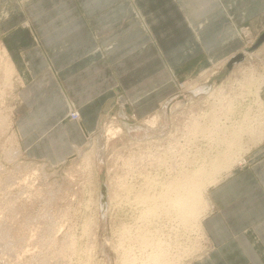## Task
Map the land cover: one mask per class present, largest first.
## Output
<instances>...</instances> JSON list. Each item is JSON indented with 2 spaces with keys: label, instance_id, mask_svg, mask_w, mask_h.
<instances>
[{
  "label": "crops",
  "instance_id": "0c3cea01",
  "mask_svg": "<svg viewBox=\"0 0 264 264\" xmlns=\"http://www.w3.org/2000/svg\"><path fill=\"white\" fill-rule=\"evenodd\" d=\"M243 27L264 33V0H0V42L22 78V150L66 162L108 104L152 114L179 80L242 53ZM241 156L209 187L207 248L185 264H264V140Z\"/></svg>",
  "mask_w": 264,
  "mask_h": 264
},
{
  "label": "rangeland",
  "instance_id": "374dc122",
  "mask_svg": "<svg viewBox=\"0 0 264 264\" xmlns=\"http://www.w3.org/2000/svg\"><path fill=\"white\" fill-rule=\"evenodd\" d=\"M246 29L248 27L241 28V33ZM247 33L246 37L242 34L246 46L240 62H235L228 68V60L221 61L190 78L179 80L176 91L163 100L152 114L142 119L121 116L117 107L112 111L111 107L108 108L97 131L88 136L85 143L66 162L58 165L31 159L21 148L14 117L22 78L18 70L8 71V55L0 42V164L4 168H0V229L5 228L8 233L6 238L11 236V242H14L13 248L0 250V264H121L118 262L124 256L121 255L124 254L122 251L125 249L126 252L130 248V260L140 263L144 258L142 260L147 263L146 258H151L149 253H153L150 248L152 244L147 247L139 244L138 240L145 231L146 238L150 236L156 242L158 240L163 243L159 242L167 253L165 257L171 259L170 262L185 264L201 255L207 248V243L194 222L185 227L179 224L172 212H157L156 214L160 213L159 217L150 216V220H142L140 214H144L142 209L144 205L146 207V203H115L111 200L107 203L105 200L106 206L102 210L99 205L101 186L106 185L107 199L110 189L115 188L116 183L139 184L142 180L139 176L140 169L151 171L152 177L156 179L158 176L160 181H167L175 174L185 172L184 170L197 169L215 153V147L220 143L218 137L223 136V127L228 131L233 126L236 127L245 110L249 109L248 119H256L262 114L260 107L254 104L255 92L248 87L247 90L246 86L260 75L264 76V40L257 44L259 38H253L249 29ZM199 88L204 90L192 92ZM209 89L212 92L217 90V99L212 94H207ZM259 97L263 104L264 84L260 87ZM216 104L220 106L219 110ZM221 104L225 106L222 107ZM224 107L227 110L222 111ZM74 111H70V119ZM207 114L210 116L207 117ZM254 122L248 123L253 127L251 132L264 130L261 117L258 123ZM215 125L222 128L219 129L220 132ZM245 133L243 140L250 142V134ZM252 145L254 146L251 144L249 148ZM237 151L238 156L233 157L232 166L238 163L241 153H246L248 149L244 147ZM149 154L156 155L159 161H155L156 158ZM221 173L223 176L227 172ZM208 189L207 186L203 192L204 198L207 197ZM112 209H116L115 214ZM89 219L92 222L89 226H84ZM124 223L130 225L132 231L126 235L127 241L124 239L125 243L120 245V239L126 237L117 230ZM124 246L126 248H122ZM130 262L134 261L127 264ZM145 262L142 264H146Z\"/></svg>",
  "mask_w": 264,
  "mask_h": 264
},
{
  "label": "bare ground",
  "instance_id": "6f19581e",
  "mask_svg": "<svg viewBox=\"0 0 264 264\" xmlns=\"http://www.w3.org/2000/svg\"><path fill=\"white\" fill-rule=\"evenodd\" d=\"M2 48L4 49V46L3 44L1 45ZM0 46V47H1ZM5 50V49H4ZM4 53V51H3ZM6 53V51H5ZM7 57V69L8 71L12 70V71H17L15 65L13 64V62L11 60H9V57ZM254 70V69H253ZM16 73V72H15ZM252 79V78H251ZM243 81V80H242ZM251 81V80H250ZM249 83V82H248ZM250 85L246 86V89L248 87V89L252 92H255L254 93V97H255V105L257 104L260 109L262 110V114L260 113L258 116V118L256 117V119H252V118H249L248 119V112H249V109L248 110H245L242 112V117L241 120L239 121V123L236 124V127L233 126V128L229 129V131L223 127L222 128H217L216 124L215 127L218 129H222L223 130V136L222 137H218L220 138V143L218 144L219 146L215 147L216 148V151L215 153L209 157L207 159V161H203L202 164L197 168V169H193V170H190V171H186L184 170L185 172H182L181 174L177 173L175 174L172 178L170 179H167V181H160L158 180V176H156V179L152 177V172L151 171H139V176L140 178L142 179L141 182L139 184H136L135 182H131V183H123V182H120L119 184L116 183L115 184V188H111L110 191H109V194H108V198L106 199L107 200V203L108 201H115V203H122V202H138L140 204H145L146 203V207L144 205V208H140L143 210L144 214H140V216L143 217L142 220H146L145 218H149L150 216H157L159 217V214H156L157 212H166V213H170L172 212V215L175 216V218H177L179 220V224L183 225V226H190L191 223H195L197 225V227L200 229V231L202 232V229H201V220L203 218V216L206 214V212L208 211V208H209V202H208V198H204V190H206V187H210L214 184H216L218 181H220L222 179L223 176H221L220 174H222L221 172L222 171H225V172H228L229 170H231V168L233 167L232 166V161H233V157H236L238 156V152L240 151H237V149H242L244 147H246L248 150H249V146L251 144H254V145H257V144H260L259 142L261 140L264 139V130L263 129H257L256 132H251L253 131L252 128L253 127H250L248 125L249 122H256L258 123L257 121L260 120V117L262 118V121L264 122V106L263 104L261 103V99L259 97V93H260V87L261 85L264 84V76L263 75H260L257 79L255 78L254 81L250 82L249 83ZM254 86V87H253ZM242 87V86H240ZM244 88V86H243ZM234 89V88H233ZM247 89V90H248ZM203 89H198V90H193L192 92H200V91H203ZM220 90V88L218 89V91ZM217 91V90H216ZM216 91L212 92V89H209L207 92V94H212L215 98L216 96L218 95L216 93ZM226 92V91H225ZM235 92V91H234ZM219 93V92H218ZM247 93V92H246ZM237 95V94H236ZM235 95V97H236ZM244 95V94H243ZM242 95V96H243ZM240 96V95H239ZM211 97V96H210ZM228 97V96H227ZM234 97V96H233ZM234 97V98H235ZM215 98L213 101H215ZM224 98V97H223ZM217 99V98H216ZM226 99V98H225ZM112 101V100H111ZM219 101V100H218ZM252 101V100H251ZM222 102V101H221ZM229 102V101H228ZM231 102V100H230ZM224 103V102H222ZM232 103V102H231ZM212 105H214V103H211ZM228 104V103H227ZM253 104V103H252ZM224 105V104H223ZM223 105L221 104V106L223 107ZM216 106L218 107V105L216 104ZM225 106V105H224ZM211 107V105H210ZM214 108H217L215 106H213ZM220 107V106H219ZM218 107V110L220 109ZM225 109H221L222 111H225L227 110L226 107H224ZM228 109L230 108L229 106L227 107ZM220 110V111H221ZM230 110V109H229ZM213 111V110H212ZM217 111V110H215ZM220 111H217V112H220ZM221 111V112H222ZM259 111V109H258ZM210 113H212L210 110H209ZM216 112V113H217ZM230 112V111H228ZM227 112V113H228ZM214 113V112H213ZM223 113V112H222ZM226 113V115H227ZM232 113V112H231ZM208 115L210 116V114H207V117ZM215 115V114H214ZM219 116V115H218ZM229 116V115H227ZM155 117V116H154ZM219 117H222V116H219ZM211 118V117H210ZM209 118V119H210ZM229 118V117H227ZM156 119V118H155ZM216 119V117H215ZM199 120V119H198ZM220 120V119H219ZM200 121V120H199ZM212 121V120H211ZM218 121V120H216ZM204 122V121H203ZM214 121H212L213 123ZM254 122V123H255ZM216 123V122H214ZM211 124V123H210ZM196 125H199V124H196ZM201 125V124H200ZM211 125H214V124H211ZM223 125V124H222ZM253 125V124H252ZM203 126V125H201ZM206 126V125H205ZM261 126H262V123H261ZM115 127V126H113ZM258 127V126H257ZM118 128V127H117ZM198 128V127H197ZM203 128V127H202ZM215 128V130H216ZM189 130V129H188ZM196 130V129H195ZM208 130V129H207ZM210 130H212V128H210ZM227 130V131H226ZM113 131V130H112ZM110 131V132H112ZM203 131L205 132V130L203 129ZM249 133L250 136H251V139L250 142L248 141H244L243 140V133ZM255 131V130H254ZM116 132V131H114ZM194 132V131H193ZM208 132V131H207ZM214 132H217V131H214ZM220 132V131H219ZM227 132V133H226ZM245 133V134H246ZM206 133H204L205 135ZM210 134V133H209ZM114 135V134H112ZM203 136V134L201 135ZM208 136V135H206ZM205 136V137H206ZM197 137V136H196ZM194 137V138H196ZM213 137V136H212ZM211 141V140H210ZM214 142V141H213ZM211 146V145H210ZM253 146V145H252ZM253 148V147H252ZM245 153V151H244ZM196 154V153H195ZM151 155L152 157L154 156L155 161H159L158 160V157H155L156 155H153V154H149ZM189 155V154H188ZM88 156V155H87ZM143 156V155H142ZM149 156V157H151ZM145 157V156H144ZM143 158V157H142ZM182 158V157H181ZM195 158V157H194ZM145 160L147 158H144ZM150 158H148L149 160ZM180 159V158H179ZM193 159V158H192ZM134 160V159H132ZM131 160V161H132ZM1 161V160H0ZM136 161V159H135ZM138 161H141L138 159ZM147 161V160H146ZM151 161V160H150ZM129 162V161H128ZM166 162V161H165ZM175 162V161H174ZM243 162V158L242 156H240L239 160H238V163H242ZM130 163V162H129ZM136 163V162H135ZM133 163V165L135 164ZM143 163V162H142ZM150 163V162H149ZM157 163V162H156ZM128 164V163H127ZM127 164H125V166L127 167ZM131 164V163H130ZM140 164V163H139ZM159 164V163H157ZM173 164H176V163H173ZM172 164V165H173ZM190 164V163H189ZM141 165V164H140ZM147 165V164H146ZM152 165V163L150 164ZM241 165V164H240ZM22 166V165H21ZM136 166V164L134 165ZM139 166V165H137ZM143 166V165H142ZM160 166V165H159ZM158 166V167H159ZM175 166V165H174ZM173 166V167H174ZM125 167V168H126ZM129 167V166H128ZM144 167V166H143ZM146 167V166H145ZM171 167V166H170ZM0 168L1 170H3V166L0 164ZM133 168V167H132ZM183 168V167H182ZM134 169V168H133ZM137 169V168H136ZM144 169V168H143ZM168 169V168H167ZM125 170V169H124ZM127 170V169H126ZM138 170V169H137ZM173 170V169H172ZM128 171V170H127ZM132 171V169L130 168V172ZM2 173V172H1ZM136 173V172H135ZM126 174V173H125ZM170 174V173H169ZM179 175V176H178ZM138 176V175H137ZM3 177V176H2ZM135 178V177H134ZM11 179V178H10ZM122 181V180H121ZM116 182V181H115ZM111 183V182H110ZM118 184V186H116ZM106 186V185H105ZM109 189V188H108ZM108 192V191H107ZM106 192V193H107ZM100 194V193H99ZM207 194V193H206ZM107 195V194H106ZM118 199V200H117ZM98 201L100 200V198L97 199ZM129 200H132V201H129ZM122 201V202H121ZM99 205H100V208L103 210L106 206V202H105V206L103 203H100L99 201ZM108 205V204H107ZM206 210V212L203 214L204 210ZM106 210V209H105ZM114 210V214H115V210L116 209H112ZM105 213V211H104ZM153 213V214H152ZM174 213V214H173ZM103 215V214H102ZM106 215V214H105ZM113 215V214H112ZM119 215V214H118ZM166 215V214H165ZM169 216V215H168ZM154 217V218H155ZM156 217V218H157ZM174 219V217H171ZM139 219V218H138ZM141 219V218H140ZM150 220V218H149ZM148 220V221H149ZM172 221V220H171ZM92 222V221H91ZM90 222V219L86 221V223L84 224V226H89V224L91 223ZM94 222V221H93ZM2 224V222H1ZM93 224V223H92ZM142 224V223H141ZM119 225V224H118ZM1 226V225H0ZM91 226V225H90ZM116 226V225H115ZM146 226V225H145ZM146 228V227H145ZM189 228V227H188ZM192 228V227H191ZM5 229V228H4ZM4 229H0V250H3L5 249L6 250H9L11 248H13V243L11 242V239L10 237L7 239L6 236H8V233L4 230ZM148 229V228H147ZM7 230V228H6ZM112 231V230H111ZM131 227L130 225H127V224H122L119 229L117 230V232H119L121 235H123L124 237H126V235H128L129 232H131ZM147 232L145 231V233L141 234L140 237L138 235V240H140V243L139 244H142L144 246H150V244H152V250L153 253H149V255L151 254V258H146L148 259L147 263L145 261H143L142 258L141 260L143 262H145L146 264H176L174 263L173 261L170 262L169 259H167L165 256L167 255L166 252H164V250L162 249V245L158 242L146 236H144ZM117 234V233H116ZM131 235V234H129ZM115 237V236H114ZM121 238V236H119ZM137 237V236H136ZM6 238V239H5ZM12 238V237H11ZM127 238H121V242H120V245L122 244L123 241H125L124 239H126L127 241ZM130 238V236H129ZM10 239V240H9ZM117 239V238H115ZM137 239V238H136ZM119 239L115 240V241H118ZM135 240V239H134ZM75 241V240H74ZM112 241V240H111ZM128 241H130L128 239ZM119 242V241H118ZM138 243V241H136ZM16 243V242H15ZM113 243V242H112ZM125 243V242H123ZM73 244V243H72ZM12 245V246H11ZM114 245V243H113ZM129 245V244H128ZM141 246V245H140ZM147 246V247H148ZM115 247H117L115 245ZM118 247L119 244H118ZM134 247V246H133ZM143 247V246H141ZM146 247V248H147ZM122 248H126L125 246L122 247ZM145 248V249H146ZM142 249V248H141ZM144 249V250H145ZM168 249V247H167ZM186 249V248H185ZM127 250V249H126ZM131 250V248H130ZM129 249L125 252V249L124 251V254H121V255H124L121 262H118V263H121V264H127V262L133 260L135 262L134 259H129V256H130V252H132V250L130 251ZM142 250V251H144ZM11 251V250H10ZM186 251V250H184ZM151 252V251H150ZM168 252V251H167ZM90 254V252H89ZM153 254V255H152ZM134 255V254H133ZM134 257V256H133ZM91 258V257H90ZM131 258V257H130ZM169 258V257H168ZM138 259V258H137ZM136 259V260H137ZM140 260V263L139 261H137L138 263L136 264H142L143 262ZM86 261V260H85ZM119 261V260H118ZM91 262V261H90ZM89 262V263H90ZM133 262V263H134ZM142 262V263H141ZM86 263V262H85ZM130 262V264H133ZM92 264V263H91ZM129 264V263H128Z\"/></svg>",
  "mask_w": 264,
  "mask_h": 264
},
{
  "label": "water",
  "instance_id": "95a60500",
  "mask_svg": "<svg viewBox=\"0 0 264 264\" xmlns=\"http://www.w3.org/2000/svg\"><path fill=\"white\" fill-rule=\"evenodd\" d=\"M263 40H264V33L259 37L257 44H260ZM243 57L244 56H243L242 53L232 56L228 60L227 67L231 68L233 63L240 62L243 59ZM111 106H112V103L108 104L106 106V108H105V111H107L108 108H110ZM105 194H106V187H105V185H102L101 186V203H103L104 205H105V200H106V195Z\"/></svg>",
  "mask_w": 264,
  "mask_h": 264
},
{
  "label": "built area",
  "instance_id": "2783aa9c",
  "mask_svg": "<svg viewBox=\"0 0 264 264\" xmlns=\"http://www.w3.org/2000/svg\"><path fill=\"white\" fill-rule=\"evenodd\" d=\"M247 30H248V29H246L245 31L242 32V34H243L245 37L248 35ZM71 117H72V119H74V120H78V119H79V118H78V117H79V116H78V113L75 112V111L71 114Z\"/></svg>",
  "mask_w": 264,
  "mask_h": 264
}]
</instances>
